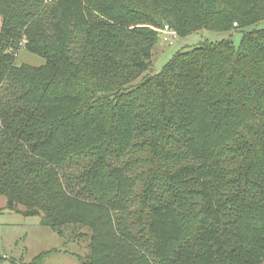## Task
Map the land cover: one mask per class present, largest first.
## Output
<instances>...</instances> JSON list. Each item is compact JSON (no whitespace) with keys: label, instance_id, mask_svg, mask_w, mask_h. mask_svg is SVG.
I'll return each instance as SVG.
<instances>
[{"label":"trees","instance_id":"trees-1","mask_svg":"<svg viewBox=\"0 0 264 264\" xmlns=\"http://www.w3.org/2000/svg\"><path fill=\"white\" fill-rule=\"evenodd\" d=\"M0 15L5 209L64 247L85 239L78 264H264V29L151 69L165 25L230 32L264 0H0ZM20 48L46 63L15 65ZM223 123L248 132L232 151L215 145Z\"/></svg>","mask_w":264,"mask_h":264},{"label":"rangeland","instance_id":"rangeland-1","mask_svg":"<svg viewBox=\"0 0 264 264\" xmlns=\"http://www.w3.org/2000/svg\"><path fill=\"white\" fill-rule=\"evenodd\" d=\"M1 24L2 16L0 15V28ZM258 29H264V18L256 23L230 32H215L203 29L196 33H190L183 38H178L177 34L167 37L168 41L160 38L153 51L151 69L154 73L159 72L173 58L176 52L191 48L202 41L218 42L229 40L235 48H238L244 33ZM14 55H16L15 65L17 66L25 64L38 67L46 63L43 57L23 48L16 51ZM243 124H254V119L246 118ZM229 128L225 123L218 127L215 145L216 147H224L232 151L238 142L245 141L244 137L248 136V132L242 126L237 127L235 132ZM184 150L180 149L177 152ZM56 171L60 182H62V174L70 173V171L61 169H56ZM38 187V194L47 192L48 185L44 182H39ZM25 192L29 194L31 189L29 188ZM52 192L55 193L54 190ZM68 197L71 198L69 202L72 203L69 206L74 210H80L86 203L83 197L70 194H68ZM135 200H138V198ZM5 205L6 198L0 195V209L3 208L0 213V264H33L34 258L47 252L49 253L45 255L42 264H78L76 255L79 252L81 254L86 253L87 241L85 239L79 242L73 241L64 247L61 236L50 227L42 225L39 216H25L19 211L5 209ZM19 208L22 209L23 207L19 205ZM194 217L190 216V220L185 223L183 220L186 231L193 227L195 223ZM84 231H87V229L85 228Z\"/></svg>","mask_w":264,"mask_h":264},{"label":"built area","instance_id":"built-area-1","mask_svg":"<svg viewBox=\"0 0 264 264\" xmlns=\"http://www.w3.org/2000/svg\"><path fill=\"white\" fill-rule=\"evenodd\" d=\"M158 31L159 35L162 37V39L164 38L165 41L169 40L167 37L176 35L175 31L172 30L168 25H165L162 29H159Z\"/></svg>","mask_w":264,"mask_h":264}]
</instances>
